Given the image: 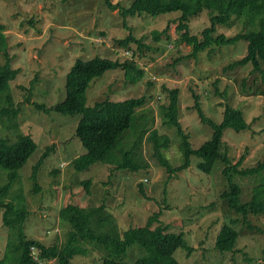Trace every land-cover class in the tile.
<instances>
[{"label": "rangeland", "instance_id": "rangeland-1", "mask_svg": "<svg viewBox=\"0 0 264 264\" xmlns=\"http://www.w3.org/2000/svg\"><path fill=\"white\" fill-rule=\"evenodd\" d=\"M131 1L113 0L121 6ZM180 14L173 11L124 18L120 8L110 9L104 0H0V63L5 61L6 54L11 65L20 69L17 77L10 81V95L21 108L16 122L38 145L20 169V177L11 189L14 194L22 189L27 197L31 210L25 224L28 238L39 239L47 245L53 244L56 238L63 242L66 228L58 220L60 207L67 203H103L115 215L121 231L144 225L149 216L160 210L151 227L161 224L168 226V231L184 232L194 248L190 256L183 248L175 251V258L182 264H264V215L250 214L248 220L253 225L250 228L242 215L228 208L221 197L222 191L228 188L221 161L215 163L210 174H205L196 166L200 158L193 156L187 169L170 176L164 167L155 163L151 147L144 141L141 148L149 164L146 169L130 172L96 162L87 170L76 171L71 161L84 153L74 136L81 116L46 114L26 101L31 91L32 102L49 108L62 102L65 75L76 58L89 59L96 55L120 60L134 58L144 69L137 82L128 81L123 68L108 70L91 81L86 91V105L90 107L104 99L124 101L145 96L146 105L137 113L133 127L166 134L170 145L164 155L177 166L184 161V154L175 130L161 125L158 109L167 103L162 86L180 88L178 118L190 136L193 149L211 140L213 129L202 124L192 110V94L199 95L205 116L221 123L224 108L220 107V102L224 98L216 93L219 88L226 94L227 102L243 111L251 125L249 130L239 133L231 129L225 131L223 140L229 155L234 162L244 156V167L256 165L264 157V81L258 72H251V64L223 70L224 66L246 54L247 42L240 40L215 47L211 54L207 49L192 57L189 55L191 45H175L178 37L175 24L170 25L167 35H162L160 41L152 39V30L162 29ZM126 24L131 25L135 36L144 35L143 42L151 47L140 52L135 43L130 44V48L118 45L117 39L129 32ZM209 25L208 10H203L192 17L191 33L199 34ZM244 27L242 22L236 21L231 27L219 26L218 31L231 36ZM16 132L14 126H0L2 138L14 139ZM52 145H56V149L39 168L37 180L41 189L35 192L31 179L33 166ZM234 177L241 184L244 201L250 198L254 185L264 178V170L254 176L235 174ZM86 179L91 180L89 192L81 183ZM139 182L143 183L142 189L148 199L139 193ZM231 220H238L235 227L240 237L236 250L220 252L215 248L216 236L222 225ZM7 234L0 211V258L5 251ZM134 248L130 249L127 261L137 255ZM100 256L97 251L88 256H75L72 264H99ZM52 264L57 263L52 261Z\"/></svg>", "mask_w": 264, "mask_h": 264}, {"label": "trees", "instance_id": "trees-1", "mask_svg": "<svg viewBox=\"0 0 264 264\" xmlns=\"http://www.w3.org/2000/svg\"><path fill=\"white\" fill-rule=\"evenodd\" d=\"M104 3L110 9L120 8L124 18L129 15L157 16L173 11L180 12V15L169 20L162 29H154L150 34L152 39L158 42L162 35H167L170 25L175 24L174 30L178 35L174 41L175 45H191L192 51L189 55L192 57L207 49L211 54L215 47L244 40L247 42L246 54L224 66L223 70L251 64V72H258L264 81V0H132L127 6H121L113 0H104ZM203 10H208L210 25L204 27L199 34H192L190 21ZM236 21L242 22L245 27L235 35L230 36L218 31L219 26L231 27ZM125 27L129 32L124 38L117 39L118 45L130 48V44L135 43L140 52L151 47L143 42L144 35L137 37L132 33L131 25L126 24ZM122 68L125 69L126 79L132 83L137 82L144 73V69L134 58L120 60L99 55L89 59L76 58L65 75V98L62 102L50 108L32 102L31 91L26 101L46 114L55 112L63 116H81L76 124L74 136L79 140L84 153L71 161L76 171L87 170L96 162L130 172L146 169L149 164L143 157L141 148L144 141L150 145L151 157L155 163L164 167L170 176L187 169L193 156L200 158L196 166L205 174H210L215 163L221 161L224 165L222 174L228 182V188L222 191L221 197L231 211L243 216L248 227H253L248 216L264 215V178L251 189L250 198L243 201V189L234 176L258 175L264 170V157L258 160L256 165L244 167L245 157L242 156L234 162L223 140L228 129L238 133L250 129L251 125L246 121L243 111L232 107L226 100V94L216 88V93L224 98L220 102V107L224 108L223 120L216 123L205 116L199 103V95L192 94V110L196 111L202 124L213 129L212 139L193 149L190 136L178 118L180 88L162 86L167 95V103L161 104L158 109L161 125L175 130L179 148L184 154V161L173 166L164 155L170 145L166 134H158L155 129L148 132L146 128L136 130L133 127L137 113L146 105L145 96L131 97L124 101L104 99L95 102L93 106L86 105V91L91 81L108 70ZM19 72L20 69L14 68L11 59L5 54V61L0 63V126H14L17 132L14 139L0 137V211L2 225L8 229L0 264H52V261L57 264H72L75 256H88L93 251L101 255L99 264H182L175 258V251L183 248L187 256H190L194 248L188 243L184 232L168 231V226L161 224L151 227V222L160 214V210L149 216L144 225L128 227L121 231L115 215L108 211L103 203H67L58 211L60 225L66 228L63 242H58L56 238L53 244L47 245L39 239L28 238L25 224L31 210L27 197L22 189L17 194L11 192V189L20 177V169L36 152L38 145L30 134L20 130L16 122L21 108L10 95V81L14 80ZM245 81L244 78V87ZM55 149L56 145L48 147L33 166L31 179L35 192L41 189L37 180L39 168ZM81 183L84 190L89 192L91 180L86 179ZM142 188L143 183L139 182V193L148 199ZM237 221L231 220L220 228L215 240V248L220 252L236 250L240 237V232L235 227ZM131 248L137 251V255L127 261L126 257ZM247 259L252 261L251 258Z\"/></svg>", "mask_w": 264, "mask_h": 264}, {"label": "built area", "instance_id": "built-area-1", "mask_svg": "<svg viewBox=\"0 0 264 264\" xmlns=\"http://www.w3.org/2000/svg\"><path fill=\"white\" fill-rule=\"evenodd\" d=\"M153 79H156V77H153Z\"/></svg>", "mask_w": 264, "mask_h": 264}]
</instances>
